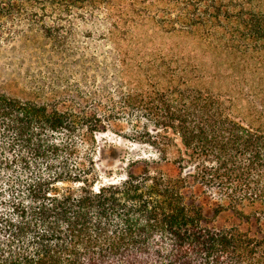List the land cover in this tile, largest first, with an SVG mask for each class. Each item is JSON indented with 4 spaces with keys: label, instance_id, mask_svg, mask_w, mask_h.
I'll return each mask as SVG.
<instances>
[{
    "label": "trees",
    "instance_id": "16d2710c",
    "mask_svg": "<svg viewBox=\"0 0 264 264\" xmlns=\"http://www.w3.org/2000/svg\"><path fill=\"white\" fill-rule=\"evenodd\" d=\"M14 30L53 72L0 89V264H264V0H0ZM121 122L151 151L97 184Z\"/></svg>",
    "mask_w": 264,
    "mask_h": 264
},
{
    "label": "rangeland",
    "instance_id": "374dc122",
    "mask_svg": "<svg viewBox=\"0 0 264 264\" xmlns=\"http://www.w3.org/2000/svg\"><path fill=\"white\" fill-rule=\"evenodd\" d=\"M93 30L105 31L102 26ZM15 31V39L8 37V31L0 35V89L18 97H32L33 90L37 93L36 85L51 81L53 70L45 71L43 67L45 60H48L46 55L51 43L39 32L22 34ZM81 40L80 37V44L84 46ZM157 41L162 42L160 39ZM170 41L168 39L166 43ZM187 46L199 52L195 43L187 42ZM122 47L126 48V41ZM97 146L95 158L100 173L97 184L122 180L130 160L146 156L151 151L148 146L127 137L125 122L111 125L98 133Z\"/></svg>",
    "mask_w": 264,
    "mask_h": 264
}]
</instances>
